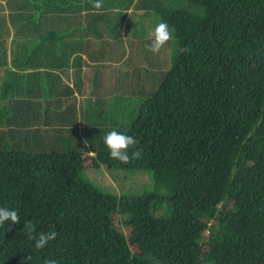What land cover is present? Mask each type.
<instances>
[{
    "label": "trees",
    "instance_id": "trees-1",
    "mask_svg": "<svg viewBox=\"0 0 264 264\" xmlns=\"http://www.w3.org/2000/svg\"><path fill=\"white\" fill-rule=\"evenodd\" d=\"M26 1L41 43L0 62V206L21 220L0 226V264H264V0ZM72 30L99 39L63 45ZM113 129L139 159L110 157ZM103 168L148 181L116 192L89 177ZM25 220L58 235L38 250Z\"/></svg>",
    "mask_w": 264,
    "mask_h": 264
},
{
    "label": "clouds",
    "instance_id": "clouds-1",
    "mask_svg": "<svg viewBox=\"0 0 264 264\" xmlns=\"http://www.w3.org/2000/svg\"><path fill=\"white\" fill-rule=\"evenodd\" d=\"M94 9H102L104 4L103 0H89ZM5 34L7 32H0V38L5 39ZM149 50L152 53H159L160 50L172 39V30H170L166 22H159L155 25L153 30L149 33ZM14 43L10 40L9 44ZM1 51H4V55H9V50L11 48L4 42H0ZM180 53L188 54L190 48L188 46H182L179 49ZM103 143L109 150L110 157L112 159L118 160L121 163L127 164L132 159H139L141 152L139 150L132 151L129 154V149L137 144L136 139L125 133L119 132L115 129L105 133L103 137ZM87 140L85 145H87ZM5 222H10L11 225H16L21 222L20 216L15 209L0 206V226H3ZM23 229L25 235L30 241L34 242V247L36 249L45 248L50 241L54 240L58 233L54 230H49L48 232H37L35 225L30 220H25L23 222ZM43 264H57L55 259L46 258L43 260Z\"/></svg>",
    "mask_w": 264,
    "mask_h": 264
},
{
    "label": "rangeland",
    "instance_id": "rangeland-1",
    "mask_svg": "<svg viewBox=\"0 0 264 264\" xmlns=\"http://www.w3.org/2000/svg\"><path fill=\"white\" fill-rule=\"evenodd\" d=\"M2 4H0V19L6 23H2L0 21V32H11L13 30L14 34V29L15 28H21L22 26H29L28 22V17L23 10V0H0ZM5 4L3 5V3ZM3 5V8H2ZM27 11V8L25 9ZM36 16V14H35ZM127 16L125 17V19ZM125 21V20H124ZM6 27V28H4ZM21 33L19 35L27 38L31 34L27 33L24 34V29H21ZM4 43H9V41L4 39L2 41ZM20 43V42H19ZM22 43H25L22 42ZM21 44V43H20ZM42 57V55H39ZM153 60L155 58H152ZM108 65V64H107ZM82 67V66H81ZM127 105V104H126ZM128 108L125 111L122 112H115V115L124 118L125 114L123 113H129L132 108V103L127 105ZM123 120V119H122ZM80 125V121L77 122V125ZM121 173L119 174L118 178H115L113 173H109L107 170L101 169V172H97L94 174H90L89 177L92 179L94 178L97 183H99L100 186H105V187H111L114 191L120 192L121 189H131V188H137L140 186L141 190L147 181H148V173L147 171H137V169H119ZM140 190V191H141Z\"/></svg>",
    "mask_w": 264,
    "mask_h": 264
},
{
    "label": "crops",
    "instance_id": "crops-1",
    "mask_svg": "<svg viewBox=\"0 0 264 264\" xmlns=\"http://www.w3.org/2000/svg\"><path fill=\"white\" fill-rule=\"evenodd\" d=\"M23 8H24L23 10L25 11V13H27V11L25 10L27 8V1L26 2H23ZM85 13H86L85 10L84 9H81L80 12H79V17H78V20L80 21V23L81 24L83 23L84 25H86L87 22H88V20H86ZM0 21L2 23H6V22L2 21L1 19H0ZM74 21H73V24H74ZM6 24L9 25L8 23H6ZM28 27H30V26H22L21 27V29H24L25 30L24 31V34H27L28 33V31H29V28ZM4 28H6V27H4ZM96 28H97V31H99V29L97 27V22H96ZM100 32H101V37H104L103 32H102V29L100 30ZM14 34H13V30H12L11 32L5 34L4 37H5V39L7 38V40L9 42H10V40H12V41H14L15 44H20L21 43V44H23V46L24 45H27L26 48H28L29 46L32 45V43H31L32 40L35 41V44L36 45H40V43H41V40L37 37L38 35L31 34L27 38L25 37V35H23V36L19 35L18 37H16V40H13L12 38H13ZM120 38L123 39V40L125 38L123 28H121V31H120V34H119V39ZM85 39L86 40L88 39V44L90 46H92V45H94V41H96L99 38L97 37L96 34H94L92 32H89L88 30H85L84 32L83 31L76 32V31L72 30V32H70V35H68V36H66L64 38L63 45H66V44L70 43L71 40H79L80 42H84ZM2 41H4V39L3 38H0V42H2ZM24 41H25V43H22ZM6 45L9 46V45H11V43L10 44L9 43H6ZM75 53H79L80 54V56H79L80 59H82V60L83 59L84 60L87 59L85 57V54H84L83 51H79V52H75ZM28 57H29V59H27V62L31 63V66L29 68L24 67V68H21V69H15V68H13L11 66V70H14L16 72H18V71L24 72V71H27V70H31L32 71L35 68L34 67V64H37L38 62H40V63L43 62V59H41V58H38V57L37 58H34V57H31V55L28 56ZM4 60H6V62L10 63L11 56L10 55H6L5 57H1L0 56V62H2ZM87 61H90V63H100L98 60H88L87 59ZM103 63H105V62H103ZM8 67H10V65ZM41 69H42V67H39V70H41ZM67 71H69L70 73H72V69L71 68H69Z\"/></svg>",
    "mask_w": 264,
    "mask_h": 264
}]
</instances>
